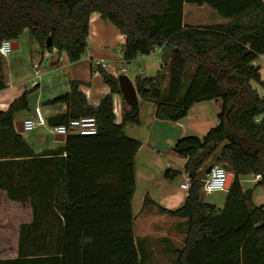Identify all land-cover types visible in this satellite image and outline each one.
Listing matches in <instances>:
<instances>
[{"label": "trees", "instance_id": "1", "mask_svg": "<svg viewBox=\"0 0 264 264\" xmlns=\"http://www.w3.org/2000/svg\"><path fill=\"white\" fill-rule=\"evenodd\" d=\"M185 5L208 6L225 22L190 23ZM95 12L125 35V63L158 49L161 58L170 55L166 73L159 69L135 79L138 95L156 104L159 119L179 121L196 103L222 102L216 126L174 145L187 158L190 185L183 205L156 204L162 213L187 219L183 248L162 239L176 256L174 264H264V205H255L253 190L241 183L247 175H260L256 185L264 187V122H256L264 114V95L254 86L264 88L256 63L264 55V0H0V45L18 41L28 29L41 51L57 49L76 63L87 51ZM99 72L111 93L97 107L88 103L82 83L71 81L70 90L54 100L67 104V111L48 122L56 126L93 116L98 123L96 135L66 136L68 172L55 201L64 217L63 245L48 258L39 256L43 248L21 246L18 258L0 264H142L133 210L141 141L125 133L127 124H140V111L125 107L118 122L113 96L122 95L119 80L101 66ZM7 86L0 54V92ZM28 107L26 92L0 110V125L13 126L16 113ZM210 164H228L234 174L222 208L202 199L205 181L199 172ZM181 173L169 168L164 175L174 179ZM36 226L35 213L30 227Z\"/></svg>", "mask_w": 264, "mask_h": 264}, {"label": "crops", "instance_id": "2", "mask_svg": "<svg viewBox=\"0 0 264 264\" xmlns=\"http://www.w3.org/2000/svg\"><path fill=\"white\" fill-rule=\"evenodd\" d=\"M186 6L196 5H185V10ZM110 23V21L103 19L98 12L91 15L89 28L95 27V32L92 34L97 39L99 38L101 43L98 45L92 44L97 40L93 38L91 43L90 35L87 51L82 59L76 63L70 62L67 54L63 57L61 52H59V60L55 57L52 63L44 61L43 51H41L37 44L31 49V63L28 61L26 52L21 54V56H18L16 53L15 55L4 57L8 86L0 92V110L7 111L15 100L26 92L28 96L31 95L30 90H32L34 91L32 94L34 96L32 102L34 103L31 104V108H35L32 110V115L37 117L38 111H40L47 119V122H53L68 109L67 104L54 103V100L70 90L71 81L81 82L80 89L86 95L88 103L97 107L101 100L111 93L110 86L104 82L103 76L99 72L100 66L105 70L109 68L110 71L108 72L118 78L122 72L127 74L129 69L126 68L131 65V63H126L127 67H124L125 62L123 60L122 49L119 50L120 54H118L119 52L113 47L106 45V41L108 42L107 38L110 36L121 40L123 45L126 40L125 35ZM13 42H18V49L21 48L19 40ZM94 46L107 47L104 48L105 52L101 50L97 53ZM38 56L39 58L37 59ZM143 57L145 56L139 57L134 62L140 61ZM104 58H108L111 63L106 64ZM8 60L11 66L16 63L15 68L20 76L25 75L28 69H30L31 74L32 72L36 73L34 64L40 62L41 78H37L36 74L34 78L31 76L28 80L30 82L32 80V88L30 90L26 86L27 81H24V76L21 77L22 83L12 85L11 74L7 71ZM43 62H46V64ZM102 62L103 65H101ZM116 64L124 66L119 69V67L116 68ZM43 65H46L44 69L42 68ZM111 68H113L112 71ZM141 74L147 75L141 68L138 73H134L133 77L129 74L127 75L135 84L136 77ZM35 78L40 79V81H36ZM262 79L264 80L263 76ZM254 86L261 95H264V88L262 86L258 84ZM113 97L117 121L121 122L124 110L122 107L124 98L120 94H114ZM142 101L139 96L141 122L136 125L141 127L149 120L151 128L159 124L163 128L166 126L170 127L175 132H173L172 137H166L165 142L171 145H174L183 136L198 134L199 137H203L210 128L219 123V114L222 110L221 100L204 101L193 105L185 118L179 121H166L157 117V106L155 103L146 101L151 103L152 106L143 110ZM32 117L28 113L24 114L19 111L15 115L13 126L0 125V254L4 255L3 257L0 256V260L18 258L20 247L29 245L43 248L41 251L43 254L39 256L42 255L48 258L56 255L59 248L63 245L64 217L57 210L55 201L63 183H66L68 172L66 136L62 140L61 134L51 132L50 125L38 126L29 132L21 130L22 124L20 122H24L25 119ZM132 125L135 126V124H127L125 126L126 134L128 129H132ZM152 135L153 133L147 136L146 139H140L141 147L135 157L137 186L133 197V210H135L134 203L137 197L139 205V211H134V231L138 225V228L144 234L141 236V239H143V243L147 244V246L149 245V241L154 237V232H165L163 230H166L167 233L164 234H169L173 232L172 229H175L177 232L186 230V218L162 213L158 205L167 209L181 207L189 190L183 188L182 184L187 183L190 185L189 174L185 171L187 158L183 156H181L183 159L182 167L175 169L180 170L182 173L174 179H167L165 177V171L169 168L173 169L167 167L166 163L161 165L163 172L159 174L152 170L151 165H148L145 169L140 167L141 162L147 159L144 147L145 145L146 147L150 145ZM129 136L135 137L133 135ZM161 161L163 162V159ZM152 167L154 166L152 165ZM199 176L204 181L207 178V174L202 171L199 172ZM251 176L253 179L242 178L241 183L244 190H253L254 200L256 187L263 186L256 185L260 177L257 175ZM244 182L254 183L255 187H245ZM141 188L142 192H139ZM206 193L211 194L204 189L202 199L204 202L209 203ZM226 197L227 194L222 203L213 202L210 204L222 208ZM35 213L37 215V226L36 228H31L30 225L33 222ZM164 223H170L171 229H166L167 227L165 228ZM31 229L34 231V236L30 235ZM135 239L137 244L141 246V239L136 235ZM2 248H8L9 250L7 251ZM7 253H11L12 255L6 257L5 254Z\"/></svg>", "mask_w": 264, "mask_h": 264}, {"label": "rangeland", "instance_id": "3", "mask_svg": "<svg viewBox=\"0 0 264 264\" xmlns=\"http://www.w3.org/2000/svg\"><path fill=\"white\" fill-rule=\"evenodd\" d=\"M186 17L190 23H194L197 25H214V24H218V23H223L225 22L223 19H221L218 14L211 9L208 6H204V7H198V6H186ZM111 24V23H110ZM115 26V25H113ZM117 28V27H116ZM118 29V28H117ZM95 32V27H92V29H89V36L91 38V43L92 40L94 38V40H97L96 42L92 43L94 45H98L101 43V41L99 40V38L97 39V37L95 35H93L92 33ZM108 42L106 41V45L107 46H111L113 47L116 51H118L120 54V51L122 49V41L117 39H114L113 36H110L109 38H107ZM20 43H21V48L18 50H13L9 55H15L16 53L18 54V56H21V54L23 53H27L28 55V61L29 63H31V49L33 48V46L36 44L29 32L28 29H25V31L21 34L20 39H19ZM105 46V47H107ZM103 46L100 47H96L94 46L95 52L99 53L101 50H103V52H105ZM45 51V50H44ZM49 50H46L45 53H49ZM51 54H54L55 57L57 58V60H59V51L57 49H53L50 51ZM62 56L64 57L66 55L65 52H61ZM161 54L162 51L160 49L154 51L152 54L143 57L140 61L138 62H133L131 63V65L129 67H127L126 63H124V67H127L126 69H129V71H127V74H129L131 77H133L134 73H138L139 69L141 68L142 70H144L147 75L150 76H154L156 74V71L158 69H162L163 72L166 73L167 69H168V64H169V60H170V55L168 57V55L165 58H161ZM5 56V57H9ZM100 55V54H99ZM168 57V58H167ZM39 58V56L37 57V59ZM105 59V63L109 64L111 63L108 58H104ZM46 61V60H44ZM9 63V60H8ZM44 64H46V62H43ZM256 63H258L259 65H261V74L264 78V56L258 58V60L256 61ZM121 64L117 65L116 64V68L119 67L122 68ZM16 63L12 64V66L10 65V63L7 65V71L11 74V84L12 85H19L20 83H22L23 81H21V77L24 76V81H27V88L30 90L32 88L31 82L28 81L31 76L34 78L35 77V73L32 72L30 69L27 70L26 74L24 75H19L18 71L16 70ZM46 67V65H43V69ZM29 68H31L29 66ZM6 69V68H5ZM113 68H111L112 71ZM106 71H110V69H106ZM45 72V71H44ZM123 73V72H122ZM43 78V77H42ZM36 81H40V79H36ZM8 82H9V78H8ZM31 91V95L28 96V103L30 108H27L26 110H20V112L22 113H28L29 115L33 116L32 118H36L34 117V115H32V110L35 108H31V104H33L34 102H32L33 99V93L34 91ZM142 105H143V110L144 109H148L150 108L152 105L151 103H148L146 101H142ZM122 107L123 109L126 108H130V106L127 104V102L125 100H123L122 102ZM34 106V105H33ZM150 106V107H149ZM133 126V125H132ZM211 129V128H210ZM127 135H133L135 137V139L140 140L142 139H146L147 136H149L150 134L153 133L152 137H151V143L150 145H148V147H144V150L147 154V159L143 160L141 162V168H147L148 165H151L150 167L152 168V170L155 173H161L163 172V168H161L162 164L168 165L167 167H171L173 169H178L181 168L183 165V159L180 155H177L174 151V145L171 144H167L165 142V138L166 137H172L173 136V132H175L173 129H171L170 127L166 126L165 128H163L160 124L159 125H155L153 128H151L150 124H149V120L148 122L146 121L144 125L137 126L135 124V126L132 127V129H128L127 131ZM198 136V134H197ZM132 137V136H130ZM161 159H163V162L161 161ZM152 165L154 167H152ZM167 169V168H166ZM246 179H253V177L251 175H247L246 177H244ZM244 186L245 187H252L254 188V183L251 182H244ZM139 192H142V188L139 189ZM207 194V193H206ZM227 191H216L214 193L211 194H207V198L209 199V203H213V202H218V203H222L224 197L226 196ZM254 204L255 205H264V188L263 187H256L255 191H254ZM134 208H135V212L139 211V205H138V197L135 200L134 203ZM164 226L166 229L170 230L171 229V224L170 223H164ZM169 226V227H168ZM173 232L169 233V234H164L167 233L166 230H163L165 232L162 231H158L157 233L154 232V237L149 241V245L147 246V244H143V239H141V236H143L144 234L140 231V229L137 227H135V235L137 237H139V239H141V243L142 245L139 246V251H140V256L142 257V264H174V259L176 258L175 255L169 253L166 250V246L163 243L162 239L163 238H169L172 243L179 247V248H183L184 247V233L182 231L177 232L175 229H172ZM183 233V234H181ZM168 235V236H167ZM4 250H9L8 248H2ZM11 253H7L5 254L6 257L11 256ZM0 256H4L3 254H0Z\"/></svg>", "mask_w": 264, "mask_h": 264}, {"label": "built area", "instance_id": "4", "mask_svg": "<svg viewBox=\"0 0 264 264\" xmlns=\"http://www.w3.org/2000/svg\"><path fill=\"white\" fill-rule=\"evenodd\" d=\"M13 51V41L5 39L0 45V54L2 56H8ZM46 51V50H45ZM43 52V59L52 63L54 61L55 55ZM103 65V62L101 63ZM36 68V77L41 78L40 72V62L34 64ZM256 122H264V114L257 116ZM48 125L47 119L44 115L38 111L36 118H27L23 122L24 131L29 132L37 128L38 126ZM51 132L55 134H61L63 136L67 135H82V136H92L98 133V123L97 119L93 116L81 117L76 119H71L68 124H60L56 126H50ZM260 177V175H257ZM227 178L228 172L223 167V165H214L211 172L207 175L205 180L204 189L208 193H214L216 191H226L227 190ZM183 188L189 189V184L183 183Z\"/></svg>", "mask_w": 264, "mask_h": 264}, {"label": "water", "instance_id": "5", "mask_svg": "<svg viewBox=\"0 0 264 264\" xmlns=\"http://www.w3.org/2000/svg\"><path fill=\"white\" fill-rule=\"evenodd\" d=\"M51 45V38H48L47 46ZM19 48L18 42H13V50H17ZM119 85L121 93L125 99V101L128 103V105L133 109H139V95L136 89V85L134 84L133 80L126 74L121 73L118 76ZM22 124L21 130H24L23 128V121L20 122ZM62 140L64 139V136L61 135ZM214 167V164H210L206 170L205 173L208 175L212 168ZM223 167L228 172V178H227V190H229L233 180H234V174L232 173V168L228 164H223Z\"/></svg>", "mask_w": 264, "mask_h": 264}]
</instances>
